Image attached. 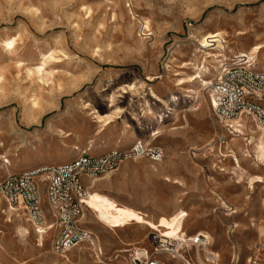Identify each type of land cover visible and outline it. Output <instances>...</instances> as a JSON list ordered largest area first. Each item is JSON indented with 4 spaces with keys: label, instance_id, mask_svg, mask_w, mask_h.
I'll use <instances>...</instances> for the list:
<instances>
[{
    "label": "rangeland",
    "instance_id": "1",
    "mask_svg": "<svg viewBox=\"0 0 264 264\" xmlns=\"http://www.w3.org/2000/svg\"><path fill=\"white\" fill-rule=\"evenodd\" d=\"M211 31L222 33L227 53L264 42V0H0V39L16 38L10 51L0 45V164L9 159L10 173L60 164L75 157L69 153L73 145L90 144V155L127 151L133 144L126 141L130 133L161 151L159 161L128 158L118 168H125L131 192L150 189L161 198L153 203L139 195L141 200H133L141 207L136 209L150 216L147 211L165 207L170 198L178 206L171 216L153 222L89 192L81 221L97 236L101 264H124L130 253L117 250L133 246L163 264H175L158 252L150 233L170 247L182 222L187 236L195 230L209 235L217 264H264V152L257 150L261 145L264 151V123L246 117L237 130L229 128L206 106L207 85L176 83L192 73L183 63H214L210 55L217 48L204 54L197 42ZM49 53L53 58L34 73L41 55ZM129 84L133 91H123ZM149 88L163 99L177 96L172 114L159 124L145 112L147 105L153 113L160 107ZM185 88H196L197 94L187 99ZM30 96L37 107H30ZM258 105L264 111V96ZM106 119L110 122L103 125ZM158 167L172 173L164 179L167 183L147 178ZM5 175L0 172V180ZM3 208L10 207L0 195V264L99 262L88 244L68 251V259L57 255L52 230L46 231L43 248L37 247L34 231L24 221L29 217L14 207L12 222L23 220L27 228L19 238L12 222H4ZM51 221L47 216L44 224ZM132 238H138L137 244L121 242ZM183 248L185 259L199 264L193 249Z\"/></svg>",
    "mask_w": 264,
    "mask_h": 264
},
{
    "label": "built area",
    "instance_id": "2",
    "mask_svg": "<svg viewBox=\"0 0 264 264\" xmlns=\"http://www.w3.org/2000/svg\"><path fill=\"white\" fill-rule=\"evenodd\" d=\"M207 88L212 112L220 121H240L253 117L264 123V111L258 105L264 96V72H256L232 62L223 67L220 74L207 84ZM144 156L159 161L161 151L145 145L141 140L134 141L127 151L112 149L103 154L90 155L82 150L73 159L60 164L6 174L0 180V195L7 205L25 211L36 224H42L47 216L52 219L45 225V230L53 231L51 247L57 255L63 256L80 244H88L93 248L94 255L101 257V248L93 233L81 221L87 198L82 178L103 176L115 171L128 158ZM150 241L164 249L165 243L160 242L157 233H150ZM182 245L193 249L194 255L198 250L206 264H217L218 256H214L210 250L209 236L197 232L187 236ZM170 250L175 253L173 248ZM124 264L163 263L130 253Z\"/></svg>",
    "mask_w": 264,
    "mask_h": 264
},
{
    "label": "bare ground",
    "instance_id": "3",
    "mask_svg": "<svg viewBox=\"0 0 264 264\" xmlns=\"http://www.w3.org/2000/svg\"><path fill=\"white\" fill-rule=\"evenodd\" d=\"M144 27H146V28L148 27L147 23L144 24ZM238 34H241V33L239 32ZM15 41H16L15 37H12V38L3 37L0 39V45L4 50L10 51L11 49L14 48ZM197 42L199 44V48L202 49L201 52L204 54L209 53L208 51L205 52V50L211 46L217 48V51L215 53H212V55H210L211 58L214 60V63L213 64L210 63L208 65H204L203 63L198 64V63H196V61H193V62L190 61L188 63H183L182 67L185 68L188 66L192 70V73L191 74L185 73L184 77H180V78L176 79V83L178 86H182L183 84H187L192 80V81H196V83H197L196 87H205L209 83V80H207V79L212 77L214 74H217V75L220 74L223 67L230 61L237 63V64H240L242 62V63H245L247 68L251 69V68L257 67V68H260L264 72V56H262V58H260V52L264 48V42L255 43V44L250 45L248 47L241 45L240 47L236 48L235 50H228V53L225 51V46H224L225 40H224V36L222 35V33L220 31H211V32L203 33L202 35L199 36V38L197 39ZM41 56L42 57H41L40 63L33 69L34 73L42 72L44 69L43 66L46 64V62H48V60L50 58H53L51 53L42 54ZM33 70L28 69L27 72L31 73V72H33ZM175 74H178V73H175ZM134 87L135 86L133 84H129V85H126L124 89H122V88L121 89L123 91H133ZM150 89L151 88H149V91H150L152 97L154 98L155 102L160 107L158 106L159 111L157 113H153V111L151 110L149 105H147L145 112H146V115L149 119H151L155 124H159L163 120H165L168 117V115L172 114V111L174 110L173 101L177 99V96H176V93H172V94H169V96L166 99H163V98H160L159 96L155 95L153 93V91ZM185 91L187 93L185 96L187 99H192L194 97V95L197 94L196 88H185ZM37 105H38V103H37L36 99H33L31 97L30 107L34 108V107H37ZM206 106L210 107L209 98L206 100ZM86 108L87 107H84V109H86ZM100 121H101V119H100ZM109 122H110V120L106 119L103 121V125H106ZM221 122H223L225 126H229L230 128H234L236 130L240 126L238 120H223V121L221 120ZM256 126H257V128H261L260 125H258V124H256ZM158 133H155V134H158ZM135 140H136V135L134 133H130L128 135V137L126 138L127 143H133ZM149 140L147 142H149ZM82 150H85L87 152H93V147L90 144L86 145L84 148H80L79 146L73 145L71 147V150L69 153L72 156H77L79 154V152ZM257 150H259L260 155H263L264 151H262L261 145L258 146ZM259 153H258V155H259ZM2 157H3V155L1 156V158ZM12 166H13V163H11V161L9 159L4 158L3 164H0V172L3 171V173L9 174ZM88 198H89V192H87V198L85 201L86 202L85 208L88 207V204H87ZM88 202H90L89 203L90 206H93L94 205L93 197ZM3 209H4V213L7 214V217H6L7 219H5L4 222L10 224L12 222L10 217L13 214V212H12L13 208L10 207V208H3ZM0 211H2V210H0ZM17 212H18V208H17ZM1 219H2V217H1ZM24 221H26L28 227H31L34 231V236H35L36 241H37L36 246L40 247L42 249L43 248V242H44V236L46 235L45 234L46 230H45L44 225H46V224H44V222H43L42 223L44 226L43 227L41 225L35 224L33 221H31L28 218H25ZM26 222H25V224H26ZM183 223L184 222L179 223V225H177V228L174 229L175 237H174V239H172V241H173L171 244L172 247L171 246L170 247L164 246V249L160 248L159 251L156 248V251H158L159 253L164 254V255L168 254L169 257L165 256L166 259L168 261H174L175 264H179L180 262L183 264H190L185 259L184 255H183L184 254L183 253L184 248H183L182 242L185 241V238L187 237L186 232L184 230L185 227H184ZM11 224H13L15 232L19 238H21L23 234L27 233V228L23 225V220L17 221V219H16V221L12 222ZM197 232L200 234L209 236L205 231H201V230H195L193 232V234L197 233ZM94 237H95L96 242L98 243V239H97V236H95V234H94ZM166 245H169V243ZM171 248L174 249L175 253L170 252ZM91 250H93L92 247H91ZM117 251L118 252H129L131 254H135L136 256L142 255L143 257H149L148 251L146 249L139 248L136 246H133L131 248H122V249H119ZM211 252L213 253L214 256H216V257L219 256L215 250H211ZM71 253H73V252H71ZM101 254H102V251H101ZM172 254H173V256H172ZM62 257H64L65 259H68L67 255H63ZM94 257L97 258V260L99 261V262H97V264L103 263L102 261H100V257L98 255H94ZM195 257H196L199 264H206V262H204V260L202 258V254L198 250H196V252H195ZM155 259L158 260L157 258H155ZM54 261L55 260H53V259H48V260L46 259L47 263L48 262H54ZM124 261H122V262H124ZM94 264H96V263H94Z\"/></svg>",
    "mask_w": 264,
    "mask_h": 264
},
{
    "label": "crops",
    "instance_id": "4",
    "mask_svg": "<svg viewBox=\"0 0 264 264\" xmlns=\"http://www.w3.org/2000/svg\"><path fill=\"white\" fill-rule=\"evenodd\" d=\"M156 173V174H155ZM147 175V178L150 179H162L165 183H167L164 179L165 178H170L172 173L168 170H166L163 167H158L154 171V169L149 171ZM126 171L124 167H119L117 170L114 172L107 173L103 178L101 179H90L88 177H83L82 178V183L86 187V189H91L88 192L92 193H97L101 194L103 196H106L110 200H112L117 206L119 207H128L132 208L134 210H137L145 215V217L153 222L157 221L161 217H169L172 214H174L178 210L177 204L173 200H170V198L165 199V202L168 203L165 207L163 208H153L149 212L150 216L146 214L145 212L136 209V208H141L138 207L133 200H141V197H144V201H151L153 203L155 202H160L161 198L159 196L155 195L154 191H150V189H144L143 193H139L137 190H134L131 192L129 190V186L127 185L126 182ZM96 186L94 189L93 187ZM98 190H102L103 192H100ZM141 196L138 199V196ZM137 198V199H136ZM87 210V209H85ZM156 219V220H155ZM141 227V226H140ZM148 230V229H147ZM151 232V230H149ZM138 238H132V239H127L125 241L121 242L123 244H137Z\"/></svg>",
    "mask_w": 264,
    "mask_h": 264
}]
</instances>
